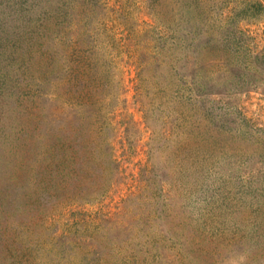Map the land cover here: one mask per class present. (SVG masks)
<instances>
[{
	"label": "rangeland",
	"instance_id": "374dc122",
	"mask_svg": "<svg viewBox=\"0 0 264 264\" xmlns=\"http://www.w3.org/2000/svg\"><path fill=\"white\" fill-rule=\"evenodd\" d=\"M0 264H264V0H0Z\"/></svg>",
	"mask_w": 264,
	"mask_h": 264
}]
</instances>
